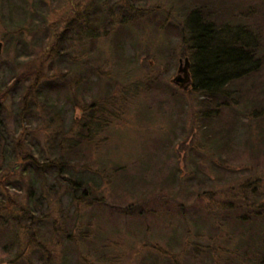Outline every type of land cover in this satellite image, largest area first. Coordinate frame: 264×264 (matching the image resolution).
<instances>
[{
    "label": "rangeland",
    "instance_id": "1",
    "mask_svg": "<svg viewBox=\"0 0 264 264\" xmlns=\"http://www.w3.org/2000/svg\"><path fill=\"white\" fill-rule=\"evenodd\" d=\"M198 8L264 47V0H0V264L263 257L264 67L213 100L173 84Z\"/></svg>",
    "mask_w": 264,
    "mask_h": 264
},
{
    "label": "trees",
    "instance_id": "2",
    "mask_svg": "<svg viewBox=\"0 0 264 264\" xmlns=\"http://www.w3.org/2000/svg\"><path fill=\"white\" fill-rule=\"evenodd\" d=\"M204 12L205 10L203 11L201 8L193 9L187 16L192 29L190 41H192L193 65L190 72H192L195 88L200 93H209V97L213 100L223 90L232 91L236 84L245 83L243 81L245 78H250L263 70L264 47L260 45V37L254 28L236 21V23L232 22L230 25L218 28L213 21L208 19ZM259 98L262 102L260 103L261 108L257 109L256 115L255 113L253 114L252 122H258V120L262 119L264 123V86L261 89ZM256 100H250L253 102L252 106H256ZM95 108L97 109V106L93 104L89 107L82 106L81 110L86 115L95 111ZM21 155L23 153H21L20 149L19 151L15 149L14 157H18L22 162L37 159L34 158L33 154L30 156L23 155V158H20ZM56 160H59V158ZM53 161L55 160L51 158L42 162L40 157L37 159V165L40 170H43L45 164L48 167ZM53 163L59 168L57 170L59 176L65 177L71 187L77 188L75 183L78 184V182L68 176V171L65 169V166L67 167L66 163L63 161L65 166L64 164L62 166V163L57 161ZM9 184L10 182L8 183L7 178L0 179L1 187L8 188ZM84 195L85 191L76 197L77 200L81 201ZM6 199H4V202ZM15 205L14 200L9 201V207L11 206L12 209L16 210ZM261 256L263 257L256 262H254V258H247L248 264H264V254Z\"/></svg>",
    "mask_w": 264,
    "mask_h": 264
},
{
    "label": "water",
    "instance_id": "3",
    "mask_svg": "<svg viewBox=\"0 0 264 264\" xmlns=\"http://www.w3.org/2000/svg\"><path fill=\"white\" fill-rule=\"evenodd\" d=\"M3 45L0 43V58L2 55ZM180 67L178 68V75L172 80V83L175 84L177 87L182 88L185 91H188L192 83V72H190L191 69V61L186 58L184 60H179Z\"/></svg>",
    "mask_w": 264,
    "mask_h": 264
},
{
    "label": "flooded vegetation",
    "instance_id": "4",
    "mask_svg": "<svg viewBox=\"0 0 264 264\" xmlns=\"http://www.w3.org/2000/svg\"><path fill=\"white\" fill-rule=\"evenodd\" d=\"M2 45H3V42H2ZM3 48V47H2ZM2 52H3V50H2Z\"/></svg>",
    "mask_w": 264,
    "mask_h": 264
}]
</instances>
